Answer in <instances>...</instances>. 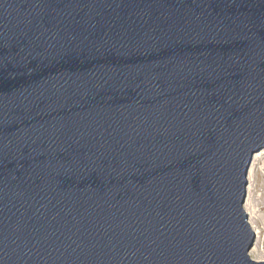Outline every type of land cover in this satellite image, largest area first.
Masks as SVG:
<instances>
[{"label": "water", "instance_id": "water-1", "mask_svg": "<svg viewBox=\"0 0 264 264\" xmlns=\"http://www.w3.org/2000/svg\"><path fill=\"white\" fill-rule=\"evenodd\" d=\"M264 0H0V264H264Z\"/></svg>", "mask_w": 264, "mask_h": 264}, {"label": "rangeland", "instance_id": "rangeland-1", "mask_svg": "<svg viewBox=\"0 0 264 264\" xmlns=\"http://www.w3.org/2000/svg\"><path fill=\"white\" fill-rule=\"evenodd\" d=\"M243 207L248 214L250 228L255 233V242L249 255L257 262H264V148L252 157Z\"/></svg>", "mask_w": 264, "mask_h": 264}, {"label": "bare ground", "instance_id": "bare-ground-1", "mask_svg": "<svg viewBox=\"0 0 264 264\" xmlns=\"http://www.w3.org/2000/svg\"><path fill=\"white\" fill-rule=\"evenodd\" d=\"M261 154H262V153H260V155H261ZM260 155H258V156H260ZM258 156H256V157H258ZM245 208H246V207H245ZM244 210H245V209H244ZM245 211H246V210H245ZM246 213H247V212H246ZM256 233H258V232H256ZM255 250H256V249L254 248L253 251H255ZM253 251H252V252H253Z\"/></svg>", "mask_w": 264, "mask_h": 264}]
</instances>
